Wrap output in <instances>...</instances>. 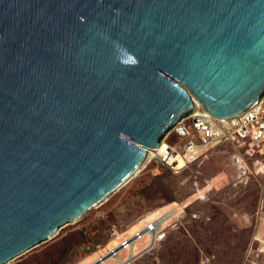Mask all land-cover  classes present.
I'll list each match as a JSON object with an SVG mask.
<instances>
[{"label": "water", "instance_id": "water-1", "mask_svg": "<svg viewBox=\"0 0 264 264\" xmlns=\"http://www.w3.org/2000/svg\"><path fill=\"white\" fill-rule=\"evenodd\" d=\"M264 96V0H0V264L53 240L196 110Z\"/></svg>", "mask_w": 264, "mask_h": 264}, {"label": "rangeland", "instance_id": "rangeland-1", "mask_svg": "<svg viewBox=\"0 0 264 264\" xmlns=\"http://www.w3.org/2000/svg\"><path fill=\"white\" fill-rule=\"evenodd\" d=\"M171 131L162 141L174 145L177 140ZM190 168L184 174L181 173L186 170L175 173L155 160L106 203L80 221L63 227L55 238L72 233L76 243L60 264H91L142 226L150 213L171 196L180 207L172 219L177 226L169 228L165 238L155 243L150 253L136 264H264L263 146L240 138L239 143L213 149L203 162ZM199 193L206 199L201 200ZM210 205L223 210L226 225L234 235L228 238L218 234L223 227L213 218ZM260 207L262 213L257 217ZM190 213L197 214L198 218L191 220ZM216 236L219 238L210 241ZM150 240V236H145L137 244V251ZM50 242L9 264H26L35 256H43ZM122 256L126 259V253Z\"/></svg>", "mask_w": 264, "mask_h": 264}, {"label": "built area", "instance_id": "built-area-1", "mask_svg": "<svg viewBox=\"0 0 264 264\" xmlns=\"http://www.w3.org/2000/svg\"><path fill=\"white\" fill-rule=\"evenodd\" d=\"M171 130L170 134L174 133L177 141L174 145L166 143L168 145L166 154L153 157L148 166L158 160L175 173H179L194 164L203 162L213 149L228 143H239L240 138H248L251 144L262 145L264 148V96L256 107L242 116L222 119L212 116L207 110H196ZM164 142L162 141L161 144ZM160 147L154 151L159 150ZM179 159L183 161L181 167L177 166ZM236 161L239 169H242L241 160L237 157ZM199 198L206 199L201 193ZM179 211L180 207L176 204L151 213L153 215L150 214L151 216H148L149 218L143 222L142 226L122 238L116 247L109 248L106 253L100 254L91 264H136L144 255L150 253L155 243L165 238L169 228L177 226L176 221L172 219ZM260 213H262V207L257 212V217ZM190 217L197 219L198 215L190 213ZM145 236H150V243L137 251V244ZM255 240L259 241V238L255 237ZM123 253H126V259L123 258Z\"/></svg>", "mask_w": 264, "mask_h": 264}, {"label": "trees", "instance_id": "trees-1", "mask_svg": "<svg viewBox=\"0 0 264 264\" xmlns=\"http://www.w3.org/2000/svg\"><path fill=\"white\" fill-rule=\"evenodd\" d=\"M229 144V143H228ZM191 169V168H189ZM188 169V170H189ZM188 170L184 171L181 174L186 173ZM170 171V170H168ZM172 172V171H170ZM174 174V172H173ZM176 175V174H175ZM176 200L174 199V196H171L169 199H167V201H165V203L162 204V206H160L159 209H157V211L159 210H163L166 208H169L172 205H176L178 203L175 202ZM210 209L213 212V218L216 220V222L221 225L223 228L221 231H218V234L220 235H224L225 237H230L234 234L230 233L231 229L228 228L227 224V218L223 217V210H221L219 207L214 206V205H210ZM191 220H195L192 219L190 217ZM219 237H215V238H211L210 241H213L215 239H218ZM76 243V240H73V234H67L64 237L60 238V239H53V241H51L49 243V246L46 247L43 252V256H35L34 258H32V260H29L28 262H26V264H60L63 259L65 257L68 256L69 252L71 251V249L74 247ZM58 247V248H57ZM55 251H52V249H55ZM56 258V261H54L53 259ZM34 259V260H33Z\"/></svg>", "mask_w": 264, "mask_h": 264}, {"label": "bare ground", "instance_id": "bare-ground-1", "mask_svg": "<svg viewBox=\"0 0 264 264\" xmlns=\"http://www.w3.org/2000/svg\"><path fill=\"white\" fill-rule=\"evenodd\" d=\"M166 149H168V145L164 142V143H162L161 144V147H160V149L159 150H157V151H153L149 156H148V160L145 162V165L143 166V168H145L151 161H152V159H153V157H159V156H162V155H165L166 154ZM172 158V157H171ZM183 165V161L182 160H180L179 159V161H178V164H177V166L178 167H181ZM141 171V170H140ZM139 171V172H140ZM138 172V173H139ZM137 173V174H138ZM157 211V210H156ZM156 211H153L152 213H154V212H156ZM151 214V213H150ZM134 232V231H133ZM132 232V233H133ZM124 237H126V236H124ZM85 264H87V262L85 263Z\"/></svg>", "mask_w": 264, "mask_h": 264}]
</instances>
